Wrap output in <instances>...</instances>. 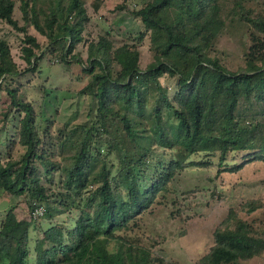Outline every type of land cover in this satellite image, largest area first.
<instances>
[{
	"label": "trees",
	"instance_id": "16d2710c",
	"mask_svg": "<svg viewBox=\"0 0 264 264\" xmlns=\"http://www.w3.org/2000/svg\"><path fill=\"white\" fill-rule=\"evenodd\" d=\"M87 3L20 0L21 25L17 0H0V19L23 32L26 62L20 67L0 36V134L20 113L17 139H0V192L23 196L27 211L13 204L4 212L0 264H178L156 251L166 236L153 221L178 220L186 232L177 173L264 161V0H141L130 12L142 25L135 39H150L146 64L137 42H117L110 29L87 37ZM90 4L99 10L103 0ZM238 23L243 57L230 67L219 41ZM82 43L87 63L77 50ZM47 53L91 75L80 93L94 104L72 129L80 136L65 162L55 157L68 142L64 125L55 134L53 119L39 117L20 89L21 76ZM14 145L24 150L16 155ZM40 220L48 226L40 227L32 252L31 230ZM263 254L264 199L249 198L229 207L195 263L242 264Z\"/></svg>",
	"mask_w": 264,
	"mask_h": 264
},
{
	"label": "rangeland",
	"instance_id": "374dc122",
	"mask_svg": "<svg viewBox=\"0 0 264 264\" xmlns=\"http://www.w3.org/2000/svg\"><path fill=\"white\" fill-rule=\"evenodd\" d=\"M90 1L88 0L87 3L91 15L87 25V37L94 38L98 33H104L110 29L117 42L125 40L137 42L141 62L146 64L151 59L150 39L149 36H145L141 41L135 39L142 25L139 18L130 12L132 8L141 5V0H103L99 10H94ZM120 4H124L125 7H119ZM14 13L19 23L24 24L20 0H17ZM29 31L35 34L41 42L46 40L33 27ZM0 36L8 39L15 60L20 67H25L26 62L21 55L23 32L0 19ZM241 37L238 23L228 29L219 41L221 51L219 55L230 67H237L242 62L244 42ZM246 38L244 36V39ZM77 50L81 51L83 61L87 63V43L80 44ZM90 79L91 75L82 69L80 63L64 62L57 54L50 53L45 54L40 60L36 71L26 72L20 78V89L27 99L34 102L36 111L40 113L39 117L50 116L53 119L52 131L57 134L58 128L64 125L68 142L64 149L55 156L61 161L68 160V156L74 152L72 141L80 136V129L73 132L72 129L89 119L88 112L94 101L91 95L80 93V90ZM2 103L3 101L0 100V106ZM11 117L13 122L1 132V140L6 136L9 138L18 136L16 126L20 113L17 112ZM23 150L22 145L12 146V152L16 155ZM45 172L42 166V175H45ZM53 174L54 185L57 184L61 173L56 170ZM173 184L177 190L178 199L183 203L182 217L185 218L186 232L180 233L183 225L178 220H153L161 227L159 232L166 236L157 243L155 249L159 254L178 264H196V260L213 243V232L227 214L230 206H237L249 198L264 199V161H252L237 171H223L222 173L218 172L217 164L189 166L177 173ZM13 204H16L19 210H23V214L27 213L24 210L23 196L0 192V220L4 212ZM65 216L63 214L61 217ZM46 226L48 222L45 220H40L36 226H33L30 242L32 252L40 227ZM242 264H264V254L246 260Z\"/></svg>",
	"mask_w": 264,
	"mask_h": 264
},
{
	"label": "built area",
	"instance_id": "2783aa9c",
	"mask_svg": "<svg viewBox=\"0 0 264 264\" xmlns=\"http://www.w3.org/2000/svg\"><path fill=\"white\" fill-rule=\"evenodd\" d=\"M38 213H42V209L41 208H38L34 211V214H38Z\"/></svg>",
	"mask_w": 264,
	"mask_h": 264
}]
</instances>
